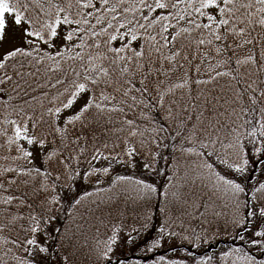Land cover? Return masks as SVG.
Returning a JSON list of instances; mask_svg holds the SVG:
<instances>
[{
	"label": "snow or ice",
	"instance_id": "6c2138e0",
	"mask_svg": "<svg viewBox=\"0 0 264 264\" xmlns=\"http://www.w3.org/2000/svg\"><path fill=\"white\" fill-rule=\"evenodd\" d=\"M181 21L187 26H180ZM257 29L264 32V0H0V93L8 95L10 101V86L18 98L21 93L30 97L23 101L22 107L11 105L18 119L5 115L0 121V137H3L0 147L6 146L16 153L12 157L14 162L23 159L31 165L0 170V192L8 193L13 186L17 192L0 196V203L9 206L0 222V232L27 221L26 226L20 223L18 229L22 237L4 238V243L24 249L27 258L14 256L17 264H61L59 253L64 250L65 242L72 240L67 231L58 241L52 237L53 231L59 235L52 225L58 219L56 205L63 197L46 196L37 205L29 199L27 189L28 178H33L31 187L37 197L50 191L49 183L51 191H55L62 177L71 178L74 170L69 161L73 157H64L58 147H52L43 155L46 167L41 168L34 163L41 156L33 155L32 146H38L43 154L50 135L53 143L59 136L65 148L68 145L64 141L69 135L75 136L69 143L78 144L105 113L108 120L102 135L114 136L116 141L111 148L107 140L96 147V129H92V159L107 160L108 167L78 175L90 178L95 172L108 174L113 161L135 167L137 156L144 161L142 167L146 173L159 175L156 162L160 153L153 146L159 149L169 137L183 140L179 151L195 156L198 161L192 170L199 175L192 183L196 179L203 181L206 176L214 192L229 194L234 209L231 223L245 233L240 235L241 241L247 239L250 247L264 255V181H257L250 189L241 182L251 178L250 162L264 165V79L260 78L264 73V52L259 60L254 51L237 58L235 67L231 56H225L233 44L252 45L254 50L259 41L252 33ZM230 39L233 44L229 43ZM240 40L242 43H238ZM134 42L138 48L133 47ZM202 49H206L203 57L209 61L213 52L224 57L211 67L214 74L193 80L186 73L178 82L165 87V80L160 77L167 79L170 73L183 67L177 64V58L187 61L191 70ZM252 66L256 69V79H252ZM196 71L198 76L203 75L200 65ZM222 78H227L223 85L218 83ZM209 84L214 87L207 88ZM9 106L5 102V109ZM113 113L123 117L119 129L111 119ZM108 124L113 126L107 127ZM77 126L81 135H77ZM125 132L121 144L119 133ZM248 145L252 146L251 154L246 156ZM254 156L260 159H253ZM4 159L7 161L9 157ZM260 171L264 172V167ZM12 173L15 175L9 178ZM39 178L43 182L37 187ZM117 181L132 184L146 208L151 205L152 193L158 191L143 178L117 175L113 183ZM65 187L71 192L66 182ZM246 191L251 195L241 202L240 194ZM90 195L86 192L83 196H73L71 205L78 207ZM173 197L174 201L188 202L178 193H173ZM16 201L19 207L28 209L27 216L10 210ZM171 223L174 219L169 216L153 247L179 235L170 230ZM191 232L194 239L182 238L193 244L203 239L195 234V229ZM50 238L58 248H52ZM116 240L115 227L107 242L96 240L92 248L96 264H111L110 254ZM11 252L9 248L5 255ZM233 254L243 264H256L250 252L239 248L221 252L220 260L226 261ZM188 256L189 264L213 261V257H197L191 252ZM63 259L67 264L68 258ZM160 264L177 262H165L160 257ZM180 264H184L183 259Z\"/></svg>",
	"mask_w": 264,
	"mask_h": 264
},
{
	"label": "trees",
	"instance_id": "16d2710c",
	"mask_svg": "<svg viewBox=\"0 0 264 264\" xmlns=\"http://www.w3.org/2000/svg\"><path fill=\"white\" fill-rule=\"evenodd\" d=\"M183 7L184 5H181V8ZM180 26L187 25L181 21ZM252 36L256 37L259 41L258 46L254 50L252 45L236 47L233 41L231 39L229 40V43L233 44V47L229 49L225 56H231L233 67H235V61L237 59L234 57L235 51L243 54L241 58L253 54L254 51L257 59H260V54L264 52V32L257 29L252 33ZM184 43H187V41H184ZM238 43H242V40L238 41ZM116 46H119L118 42ZM133 47L138 48L135 42L133 43ZM195 50V46L193 45L192 51ZM204 51L206 49H202L201 55H198L192 62L191 70H189L187 61L177 58V64H183V67H178L176 70L189 74L193 80L200 79L202 76L197 75V65H200V73L202 74L203 71L212 72L211 67L224 57H217L213 52L211 53L212 59L209 61V59L203 57ZM189 59H191V56H189ZM202 60L203 64L201 63ZM165 67L167 68L168 65L166 64ZM247 70L242 69V71ZM250 70L253 73L252 79H256L255 67L252 66ZM41 73L43 75V69ZM203 77L205 79L208 78L205 75ZM260 78L264 79V73L260 74ZM160 79L165 80V87L169 85L164 76H161ZM139 80L140 76L138 75L136 77L137 86H139ZM226 81L227 78H222L218 83L223 85ZM213 87L211 84L207 86L209 89ZM217 90L219 89L217 88ZM9 93L12 96L10 101L8 95L0 93V121H3L5 115H8L9 119H18L12 112L11 105L22 107L24 106L23 101L30 98L29 96H23L22 93L21 98H18L16 93L11 92L10 86ZM36 94L39 95V90H37ZM119 99L120 96L117 95V100ZM5 102H8L10 105L7 109L4 107ZM44 103L47 105L48 101L45 100ZM129 118H131V113H129ZM111 119L114 126L119 129V121L123 117L113 113ZM107 120V113L99 117V123L93 124L92 128L88 130L87 138L85 139L82 135L78 144L69 143V141L75 139V136L69 135L68 140L64 141L68 145L66 148L60 143L61 138L59 136L55 138V143H53V137L51 135L48 137L49 144L45 146L44 150H51L52 147H58L64 153V157L69 155L73 157L69 161L74 170L71 178L62 177L61 181L56 184L55 191H51L52 184L49 183L50 191L47 193L41 192L37 197L31 187L33 178H28L30 180V186L27 189L29 199L34 200L37 205L46 196L59 194L63 197L60 203L56 205L58 219L52 225L53 229L58 230L59 235H57L56 231H53L52 237L58 241L67 231L68 235L72 237V240L70 242L66 241L64 250L59 253L61 264H64L63 258L65 256L68 258L67 264H96L92 248L97 239L101 242H107L108 237L112 235L114 227L117 232V240L112 245L114 250L110 254L111 264H160V257H164L165 262L171 260L180 264V261L183 259L184 264H189L191 257L188 256V252H191L197 257H213L212 264H233V262L235 264H243L241 260L237 259L236 254L230 256L226 261L220 260L221 252L237 248L250 252L255 257L256 264H261L264 261V255H260L256 248L250 247L247 239L241 241L240 235H245V233L234 228L232 225L231 220L234 209L230 195L222 191L214 192L206 176L203 181L196 179L195 183H192L195 177L199 175L197 171L192 170L198 161L195 156L179 151L183 140H173L169 137L159 149H155V146H153V149L160 153L156 162L159 175L150 171L146 173L142 167L144 161L140 156L136 157L140 161L139 167L135 170L133 169L131 173L124 175L132 176L133 179H146L157 187L158 191L152 193L151 205L147 208L140 198V194L128 182L117 181L113 183V180L109 184L97 186L94 184V174L90 178L88 176L78 175V173L91 172V168L100 160L92 159V129H96V147H101L102 143L107 140L109 148H111L112 143L116 141L114 136L106 137L102 135L103 127L106 125ZM112 126V124L107 125V127ZM9 134L11 133L9 132ZM77 135H81L78 126ZM119 135L121 136L120 143L122 144L126 132L119 133ZM2 144L3 137H0V145ZM188 146L185 145V147ZM137 147H139L138 144ZM251 147V145H248L246 156L251 154ZM101 150L104 151L102 148ZM119 150L117 149V151ZM147 150L146 146L144 151L147 152ZM15 155L16 153L10 152L6 146L0 147V170L4 167H17V165H20L18 161L14 162L12 160V157ZM5 156L9 157L7 161L4 159ZM253 159L259 160L260 158L259 156H254ZM40 167L43 168L46 165L42 162ZM248 167L249 169H253L248 173L251 178L241 182L246 184L250 189L257 181H264V172L260 171L264 165L260 163L253 165L250 162ZM14 175V173L9 174V178ZM41 182H43V178L37 179L36 186L38 187ZM65 182L71 186V192L65 187ZM20 191H24V189L21 188ZM86 192L91 193V195L85 197L81 205L73 207L71 205V198L73 196H83ZM173 193H178L182 197H186L188 202L184 203L182 200L174 201ZM9 194H17L15 186L8 193L0 192V196ZM250 195V191L240 194L241 202ZM6 207L9 206L0 203V222L4 219ZM10 210L12 212L18 210L24 216L28 214V209L19 207L18 201L10 206ZM169 216L174 219V223H171L170 230L179 235L172 239L166 238L158 247H153V241L159 239L160 228L165 224ZM20 223H23L25 226L27 225L26 220ZM20 223H17L14 229H5L3 232H0V262L2 264H17L14 256L27 258L23 248H16L11 243H4V238L13 240L18 235L23 236L22 233L18 232ZM249 227L252 226L249 225ZM132 229H137V231H132ZM192 229L196 230V235L203 238L202 240L196 241L195 244L191 240L182 238L189 236L194 239L191 232ZM238 231L239 235H237ZM49 243L53 249L59 247L57 243L53 242L52 238H50ZM9 248L12 249V252L5 255V252ZM149 248H151V251H149Z\"/></svg>",
	"mask_w": 264,
	"mask_h": 264
},
{
	"label": "rangeland",
	"instance_id": "374dc122",
	"mask_svg": "<svg viewBox=\"0 0 264 264\" xmlns=\"http://www.w3.org/2000/svg\"><path fill=\"white\" fill-rule=\"evenodd\" d=\"M204 22H206V21H204ZM16 43H20V41L17 40ZM137 46H138V44H137ZM242 55L243 54L241 52H237V51L234 52V57L235 58H241ZM210 74H212V72L203 71V75L200 77V79H205L203 76L205 75L206 77H208V75H210ZM182 77H185V73L184 72H180L179 70H175L167 78V83L169 85L172 84V83H176ZM24 146L26 148L29 147L27 144H25ZM31 150L33 151V155L34 156L41 154V152H40L41 150L39 149L38 146H32ZM48 151L49 150H43V154L41 155V158L34 161V163L37 166L41 165V163L43 161V155H46V153ZM18 162L20 163V165H23L25 167H31V165L27 164V162L25 160H23V159L19 160ZM108 163L109 162L107 160L100 159L91 168V172H92L93 169H100V168H103V167H108ZM139 163H140V161L137 158H135V167H131V166H128L126 164H117V163H115V161H113L112 162V167L110 168L108 174H103L101 172L93 173L94 174L93 178L95 180L94 184L97 185V186L102 185V184H109L111 181H113L115 179V177L117 175H126V174L131 173V171H133V169L134 170L137 169L139 167Z\"/></svg>",
	"mask_w": 264,
	"mask_h": 264
}]
</instances>
